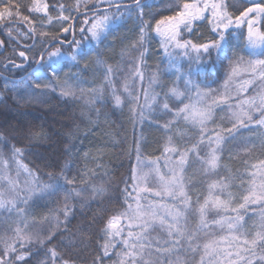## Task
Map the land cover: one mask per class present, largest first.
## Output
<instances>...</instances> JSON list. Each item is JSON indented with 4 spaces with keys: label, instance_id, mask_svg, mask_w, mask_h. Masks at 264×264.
Returning <instances> with one entry per match:
<instances>
[{
    "label": "snow or ice",
    "instance_id": "obj_1",
    "mask_svg": "<svg viewBox=\"0 0 264 264\" xmlns=\"http://www.w3.org/2000/svg\"><path fill=\"white\" fill-rule=\"evenodd\" d=\"M100 4H106L107 8L101 11L98 7ZM81 6L86 11L93 12V16H85L80 22L79 32L90 45L94 42L97 46L113 35L120 23L126 18H132L135 12L140 21L139 35L131 47L142 49L137 59L138 63L144 62L147 53L145 45L152 30L151 19L155 18L152 16L145 19V9H151L154 0H131V4H126L123 0H74V3L56 5H50L47 0H30L29 5H22L19 0H0V26L6 28L10 42L15 39L14 32L16 36L25 38L37 34L47 37L38 45L33 43L25 46V50H14L23 63L8 61L15 68L23 67L24 63H34L38 66L28 77L23 91L13 89L17 93L13 97L17 102L24 100L27 103H46V97L57 89L59 95L66 98H75L77 91L82 95L85 93V89L79 87L82 83L80 65L91 49L85 48L82 41L74 38L75 22L81 14ZM22 7H26L30 14L42 13L43 16L39 20L32 19L21 12ZM169 7L176 9L174 14L156 20L154 31L161 38L160 46L168 58L170 68H175L177 79L183 80L188 92H195L198 104L185 103L183 107H177L173 120L165 123L163 127L170 131L174 121L183 119L198 130V139L190 147L180 148L174 145L173 136L169 135L164 151L174 153L176 159L172 161L173 166L168 168L166 174L160 173L158 166L155 169L159 178L158 190L141 187L149 173L138 171L134 167L131 188L136 193L135 197L128 190L126 182L122 191L127 207L124 211L106 217L104 200L108 189L103 183L89 182L90 177L96 175L94 170L82 171L79 179L69 178L65 172L69 166L65 164L59 173L47 174L48 182H41L27 165L21 164L17 157L23 154L22 150L13 146L12 160L18 166L17 175L22 167L30 179L21 188L18 179L14 180L8 174L9 160L0 155V165L5 169V172L0 174V180H5L10 190V195L5 197L4 191L0 189V214H8L6 220L0 221V230L4 233L0 236V244L3 245L0 249V264H32L33 260L35 264H76L74 259H65L57 246H50L51 242L59 238V248L67 252L77 249L84 251L91 238L88 228L98 221H102L99 231L102 233L103 243L98 244L92 264H106V261L111 264H190L189 256L193 258V264H264V160L252 165L256 171L250 174L246 194L239 197L230 190L233 187L231 175H222L208 183L207 194L203 196L202 202L201 193L196 187L197 183L201 182L200 177L218 174V169L222 166L221 154L224 145L235 141L241 128H248L249 124L264 128V59H250L246 62L242 70L251 73L252 78L243 81L237 94L239 91H246L256 80L261 81L262 90L253 97L238 101L235 108L229 104L231 127L214 132V138L205 135L208 124L214 122V107L219 106V103L228 104L230 82L240 74L244 58L239 56L229 61L232 67L224 81V92L213 98L211 103L205 102V98L211 95L213 90H202L200 84L192 79L193 76L206 72L209 64L214 66L213 53L218 62L228 59V38L242 26L247 28L245 50L249 56H264V0H252L251 6L240 10L238 14L230 11L233 6L228 0H182L175 5L170 4ZM113 8L115 11H109ZM52 11L57 14L51 15ZM209 12L210 16H207L206 13ZM205 20L211 25L212 35L207 38L196 36V25ZM17 21L25 23L27 30L21 32L19 27L13 28L12 25ZM54 21L58 25L55 32L41 30L37 33V24L45 28L53 25ZM185 33L193 38H185ZM62 34H72L73 39L68 40V36ZM65 44L72 49L70 53L62 50ZM4 46L5 41L0 40V47ZM233 55L235 56V52ZM178 58L186 59V72H181L176 66ZM96 64V70H99L104 61L98 58ZM73 67L77 69L76 72L72 71ZM88 68L89 65L85 62L83 70ZM103 71L105 82L114 88L110 79L112 66L104 67ZM61 73L64 76L63 81ZM134 75L143 77L139 67ZM158 80L159 76L154 75L152 82L157 83ZM124 89L129 91L127 83ZM87 92L88 104L98 117L99 109L94 106L104 102V88H90ZM185 95L186 92L178 87L170 88L164 93L163 111H172L169 99L176 98L183 103L181 98ZM112 96L117 105L122 103L121 96L116 95L114 90ZM155 99L154 96L153 100ZM132 111L135 113V108ZM255 113L259 114L258 119L254 118ZM140 119H145L143 111L140 113ZM2 135L0 133V136ZM30 138L48 139L44 133H32ZM205 140L209 150L206 155L201 156L199 149ZM242 142L255 147L250 138L242 137ZM260 144L264 147V133L260 134ZM243 151L248 152L250 148L245 147ZM190 154L199 161L201 167L188 175L185 166L189 163ZM137 160H140L139 155ZM257 176L260 177L259 181ZM142 192H154L157 197H170L173 203L169 205L148 201L143 204L140 195ZM190 193H196L194 202ZM45 198H58V206L38 216L36 209L40 207L39 201ZM256 205L262 209L259 212V223H254L250 229L245 215L249 211L255 214V208L252 206ZM160 209L164 211L161 212ZM210 212H215L219 218L210 221ZM229 212L235 215L224 214ZM77 213L88 220V226H79L72 231L71 222ZM193 216L198 217L194 226L191 219ZM123 221H127V230ZM211 226H218L226 234L201 244V233L207 237L209 232L205 230ZM133 228L136 230H132ZM154 232L157 234L153 235ZM118 243L121 247L116 250ZM113 250L116 251L113 253ZM113 254L116 259L112 258ZM197 255L199 259L195 260Z\"/></svg>",
    "mask_w": 264,
    "mask_h": 264
},
{
    "label": "trees",
    "instance_id": "obj_2",
    "mask_svg": "<svg viewBox=\"0 0 264 264\" xmlns=\"http://www.w3.org/2000/svg\"><path fill=\"white\" fill-rule=\"evenodd\" d=\"M22 5H29L30 0H19ZM50 5L58 3L70 4L74 0H47ZM126 4H131V0H123ZM182 0H154V6L151 9H145V19H151L152 30L149 33V41L145 45L147 53L144 62L138 63L139 51L142 49L132 48L133 41L138 39L140 21L136 18V13L133 12L132 18H126L114 30L113 35H110L102 44L96 45L94 42L90 45L88 40L79 32L80 22L85 16L92 17L93 12L86 11L81 6V14L75 22L76 31L74 38L82 41L85 48H90L89 54L81 61L80 80L82 83L79 87L85 89L82 95L79 91L76 92L75 98H66L59 95V89L55 93H50L46 103H27L24 100L17 102L13 97L17 95L13 89L23 91L24 85L28 82V77L38 67L36 64L24 63L21 68H15L9 64V60H14L16 64L23 63L15 52L25 50V46L36 43L37 45L47 37H40L38 34L31 38L16 36L12 42L7 35L6 28L0 26V40L5 41V46L0 47V155L9 160L10 168L8 174L12 179L19 181L21 188L25 186V182L30 179L28 174H25L24 169L19 168L12 160L13 146L22 150V155L17 157L21 164L27 165L39 178L41 182H48V173H59L65 164L69 167L65 169L66 174L71 177H77L82 171L92 169L96 175L91 176L90 183H103L108 189L104 200V207L107 209L105 217L124 211L127 205L124 203L123 189L128 185V190L134 193L131 188L133 183L131 180L132 170L137 167L138 162L142 159L145 161H158L167 157L164 149L167 145L169 135L173 136L174 145L180 148L190 147L192 143L198 139V130L194 129L191 124L185 123L182 119L173 122L170 131L165 130L163 125L174 118L175 109L183 107L185 103H191L195 100V92H188L185 89L183 80H178L175 68H170L168 58L164 55L163 49L160 46V37L154 31L155 21L162 19L163 16L173 15L175 8H170L169 5H175ZM233 7L230 11H235L238 14L240 10L250 7L252 0H228ZM260 2V0H256ZM90 7V5H89ZM98 7L103 11L107 8L106 4H100ZM123 10V9H122ZM115 11V9H109ZM24 15H29L30 18L39 20L43 16L40 14H30L26 7L21 8ZM51 15L57 13L52 11ZM210 16V12L206 13ZM13 28L19 27L21 32L27 30V25L17 21ZM58 25L53 22V25L41 28L37 24V33L41 30L55 32ZM87 27V25H85ZM211 25L207 20L199 22L196 25V36H204L205 38L212 35L210 31ZM243 33V35H241ZM246 26L235 30V34L228 38V59L218 62L215 60V53L212 54L213 64L208 65L206 72H201L198 76H193L192 79L200 84L202 90L211 89L212 94L205 98V102L211 103L213 98L219 97L224 92V81L227 79L231 71L232 65L230 60H235L239 56H243L244 64L241 65V73L237 77H233V81L229 85V102L228 104L219 103V106L214 107V122L208 124L206 136H213L214 132L220 131L222 128L231 127L229 122L230 112L229 104L235 108L238 101H243L253 97L259 93L261 81L256 80L254 84L247 87L244 94H237L239 86L243 81L251 79V73L243 71V67L250 59H264V56H249L245 50L246 45ZM67 35L68 40L73 39L72 34ZM87 35V34H85ZM185 38L189 37L187 33ZM237 37H239L237 39ZM59 46V45H58ZM15 50V52H14ZM66 52H71L72 49L67 44L62 49ZM235 52V56L233 55ZM123 54V55H122ZM31 58V54H30ZM104 61V65L97 69V59ZM89 65L88 70H83L84 63ZM7 65V68H5ZM111 65L113 73L110 76L114 88L109 86L104 79L103 68ZM177 67L181 72L187 71V62L177 59ZM139 67V71L143 77L134 75ZM68 69H65L67 71ZM76 72L75 67L72 68ZM61 80L63 81V73ZM154 75L159 76L157 83L152 82ZM127 83L129 91H125L124 86ZM7 85V88H5ZM74 86H76L74 84ZM103 87L105 96L114 100L112 96L113 90L116 95L121 96L128 106H112L108 101L96 103L95 108L99 109V116L92 110L88 104L90 88ZM172 87H178L185 91V97H182L183 103L176 98L169 99V107L171 112L165 113L162 105L165 100L164 93ZM131 93V95H129ZM156 97L153 100V97ZM133 97L137 99H133ZM135 108V113L132 109ZM143 111L145 119L141 121L140 113ZM254 118L258 119L259 114L255 113ZM32 133H44L48 139L38 140L30 138ZM259 133H264V128L255 124H249L248 128H241L240 134L233 142L224 145V150L221 154V167L218 169V174H209L200 177L196 187L201 193V202L203 196L207 194V184L213 180L219 179L222 175H231L233 177V187L230 189L239 197L241 194H246L245 189L248 186L250 172L254 169L252 165L258 164L264 160V147H261ZM226 135V134H225ZM243 138H250L255 144V147L246 145L242 142ZM249 147L250 151L244 152L243 149ZM66 149L70 151H66ZM208 143L200 146V155L204 156L208 152ZM139 150V151H138ZM139 155L140 160H137ZM176 159V155L174 156ZM247 161V163H245ZM97 165H100L97 167ZM187 174L191 175L193 171L200 169L201 165L196 158L190 154L189 163L185 166ZM5 169L0 165V174H3ZM107 173V175L105 174ZM243 182V186H241ZM79 186V185H78ZM0 189L4 191L5 197L10 195V190L5 180H0ZM87 194V193H86ZM193 195L195 201L196 193ZM40 207L36 209L38 216L46 214L48 209H55L58 206V198H45L39 201ZM194 206H196L194 204ZM95 207V204L93 205ZM255 210L261 209L260 206L254 207ZM227 215V213H224ZM256 214L246 213L247 226L251 229L252 225L258 224ZM7 213L0 214V221L6 220ZM14 218V216H13ZM219 217L215 212H210L208 219ZM192 226L198 217L193 216ZM79 226H88V220L82 217L79 213L71 222V230L75 231ZM102 226V221L91 224L88 228L90 240L87 242V248L84 251L77 249L73 252L59 248L58 239L51 242L50 246H57L62 252L65 259L71 258L76 260V264H92V259L98 251V244L103 243L102 233L99 231ZM207 237L201 233L199 237L200 243L206 242L208 239L217 238L224 235L218 226H211ZM157 233L154 232L153 235ZM214 234V235H213ZM4 233L0 230V236ZM3 245L0 244V249ZM121 246L117 244L119 250ZM113 250V253L116 251ZM113 259H116L113 254ZM190 264H193V258L188 257ZM199 256L195 257L198 260ZM35 264V260L32 261ZM106 264H111L106 261Z\"/></svg>",
    "mask_w": 264,
    "mask_h": 264
},
{
    "label": "rangeland",
    "instance_id": "obj_3",
    "mask_svg": "<svg viewBox=\"0 0 264 264\" xmlns=\"http://www.w3.org/2000/svg\"><path fill=\"white\" fill-rule=\"evenodd\" d=\"M240 73H241V71H240ZM241 94H244L243 91H241ZM190 104H198V98H197L196 95H195V100H193V102H191ZM184 122L187 123L186 121H184ZM187 124H189V123H187ZM260 134L261 133H259V136H260ZM174 156H175L174 153H168L166 158H164L162 160L150 161V162L149 161L147 162V161L141 159L138 162V164H137V167H136L137 170L138 171L142 170L143 172L149 173L146 182L141 184V187H149V188H152L154 190H158V188H159V178L156 175L155 169L158 166L159 170H160V173H162V174L168 173V168L173 166L172 161L175 160ZM255 171H256V169H253L250 172V174L255 172ZM250 179H251V176H250L249 180ZM256 179H257V181H259L260 177L257 176ZM140 195H141V198H142L141 199V203H143V204H147L148 201H155V202H158V203H167L169 205H171L173 203V201H172V199L170 197H157V196L154 195V192H142ZM144 198H146V199H144ZM256 206H259V205H256ZM256 206H252V207H256ZM133 207H135L134 203H133ZM261 210L262 209L255 210V214L256 215L253 216V217H255L256 220H259V212ZM160 211L163 212L164 210L160 209ZM249 213H250V215L254 214L252 211H249ZM227 215H235V214L229 212V213H227ZM122 223H123V226L125 227V229L127 230V221H123ZM132 230L135 231L136 229L133 228ZM225 234H226V232H225Z\"/></svg>",
    "mask_w": 264,
    "mask_h": 264
},
{
    "label": "bare ground",
    "instance_id": "obj_4",
    "mask_svg": "<svg viewBox=\"0 0 264 264\" xmlns=\"http://www.w3.org/2000/svg\"><path fill=\"white\" fill-rule=\"evenodd\" d=\"M72 40V39H71ZM89 99V98H88ZM122 99V103L120 104V105H117L116 103H115V100H111V99H109L108 97H106L105 96V98H104V100L105 101H108L112 106H128L127 105V102L123 99V98H121ZM34 173V172H33ZM25 174H26V172H25ZM35 174V173H34ZM36 175V174H35Z\"/></svg>",
    "mask_w": 264,
    "mask_h": 264
},
{
    "label": "water",
    "instance_id": "obj_5",
    "mask_svg": "<svg viewBox=\"0 0 264 264\" xmlns=\"http://www.w3.org/2000/svg\"><path fill=\"white\" fill-rule=\"evenodd\" d=\"M77 22V21H76Z\"/></svg>",
    "mask_w": 264,
    "mask_h": 264
}]
</instances>
